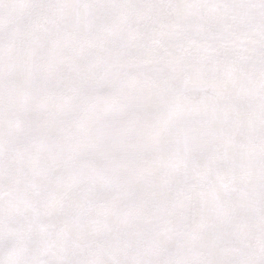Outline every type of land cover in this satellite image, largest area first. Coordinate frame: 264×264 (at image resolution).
<instances>
[{
  "label": "snow or ice",
  "instance_id": "6c2138e0",
  "mask_svg": "<svg viewBox=\"0 0 264 264\" xmlns=\"http://www.w3.org/2000/svg\"><path fill=\"white\" fill-rule=\"evenodd\" d=\"M0 264H264V0H0Z\"/></svg>",
  "mask_w": 264,
  "mask_h": 264
}]
</instances>
